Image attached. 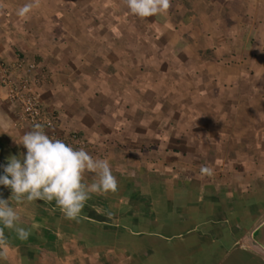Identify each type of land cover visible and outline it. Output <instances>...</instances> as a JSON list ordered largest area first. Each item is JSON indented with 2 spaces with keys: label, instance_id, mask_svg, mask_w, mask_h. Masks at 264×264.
Listing matches in <instances>:
<instances>
[{
  "label": "crops",
  "instance_id": "0c3cea01",
  "mask_svg": "<svg viewBox=\"0 0 264 264\" xmlns=\"http://www.w3.org/2000/svg\"><path fill=\"white\" fill-rule=\"evenodd\" d=\"M0 62L30 76L46 134L118 180L75 220L14 203L30 235L5 229L0 264H264V0H171L163 18L124 0H0ZM2 95L0 175L31 130Z\"/></svg>",
  "mask_w": 264,
  "mask_h": 264
},
{
  "label": "clouds",
  "instance_id": "9594fccd",
  "mask_svg": "<svg viewBox=\"0 0 264 264\" xmlns=\"http://www.w3.org/2000/svg\"><path fill=\"white\" fill-rule=\"evenodd\" d=\"M130 14L139 18H163L171 8V0H124ZM34 3H26L17 12L24 17L31 12ZM27 153L8 158L0 175V186L11 189L9 199L0 198V258H6L2 249L9 246L5 229L14 231L25 240L30 235L21 226V216L13 204L25 201H55L66 219H78L86 202L93 194H106L118 189L110 163L94 158L83 148L75 149L62 139L46 134L41 123H34L19 141ZM86 173H94L92 181H85ZM202 176L214 173L207 164L200 166Z\"/></svg>",
  "mask_w": 264,
  "mask_h": 264
},
{
  "label": "built area",
  "instance_id": "2783aa9c",
  "mask_svg": "<svg viewBox=\"0 0 264 264\" xmlns=\"http://www.w3.org/2000/svg\"><path fill=\"white\" fill-rule=\"evenodd\" d=\"M19 69L20 65L13 64V66L6 67L0 62V87L3 89L4 100L19 106L18 117L20 121L31 126L34 123H41L45 129H53L55 118L40 107L29 90L32 87L30 76L25 75L18 80L14 78L15 70ZM50 136L59 138L53 134ZM68 140L74 141L78 145L76 135H70Z\"/></svg>",
  "mask_w": 264,
  "mask_h": 264
},
{
  "label": "water",
  "instance_id": "95a60500",
  "mask_svg": "<svg viewBox=\"0 0 264 264\" xmlns=\"http://www.w3.org/2000/svg\"><path fill=\"white\" fill-rule=\"evenodd\" d=\"M252 239L264 250V222L255 230Z\"/></svg>",
  "mask_w": 264,
  "mask_h": 264
},
{
  "label": "rangeland",
  "instance_id": "374dc122",
  "mask_svg": "<svg viewBox=\"0 0 264 264\" xmlns=\"http://www.w3.org/2000/svg\"><path fill=\"white\" fill-rule=\"evenodd\" d=\"M30 90V92L32 93V96L35 98V100H36V102L38 103V101H37V97H36V94H35V92L30 88L29 89ZM3 96V95H2ZM4 97V96H3ZM5 101V100H4ZM11 104H13L16 108H17V110L19 111L20 109H19V106L17 105V104H15V103H11ZM18 119H19V117H18ZM19 124L21 125V124H23V125H28V124H26V123H24L23 121H20V119H19ZM28 126H30V127H32L31 125H28ZM55 135V134H54ZM60 139H63V137H59ZM69 139V136H68V138L67 137H64V139ZM69 141V140H68Z\"/></svg>",
  "mask_w": 264,
  "mask_h": 264
}]
</instances>
